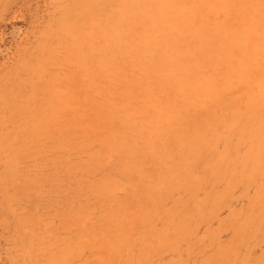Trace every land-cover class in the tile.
<instances>
[{
  "label": "rangeland",
  "instance_id": "rangeland-1",
  "mask_svg": "<svg viewBox=\"0 0 264 264\" xmlns=\"http://www.w3.org/2000/svg\"><path fill=\"white\" fill-rule=\"evenodd\" d=\"M0 264H264V0H0Z\"/></svg>",
  "mask_w": 264,
  "mask_h": 264
}]
</instances>
